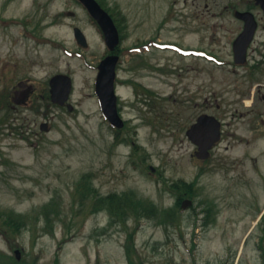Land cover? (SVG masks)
Wrapping results in <instances>:
<instances>
[{"label": "rangeland", "instance_id": "374dc122", "mask_svg": "<svg viewBox=\"0 0 264 264\" xmlns=\"http://www.w3.org/2000/svg\"><path fill=\"white\" fill-rule=\"evenodd\" d=\"M102 1L125 15L128 48L138 41L147 44L154 37L161 39L158 44L183 38L202 45V66L196 74L180 77L174 67L190 62L171 57L175 73L169 77L147 65L131 70L132 60L128 63L126 58L127 72L120 77L141 87L129 84L124 91L127 127L120 134L125 140L119 145L95 92L98 65L107 47L86 9L77 0H0V104L5 103L1 92L7 87L3 79L7 74L32 79L39 91L59 74L69 76L73 83L68 102L73 111L66 106L52 109L49 135H28L30 125L41 133L45 111L11 115L17 118V133L11 138L0 135V159L10 162L0 165V208L29 213L54 207L61 214L53 233H44L37 243H21L29 251L23 262L86 264L88 257L94 262L100 256L102 264H127L124 229L110 226L108 212L89 211L100 197L127 192L161 209L173 207L164 180L170 174L192 179L198 171L195 149L180 131L167 128L155 111H195L183 103L188 88L187 97L198 96L197 111L202 108L224 120L226 139L204 165L202 197L195 206L201 215L196 218L191 210L178 209L181 223L172 226L142 220L144 228L137 239L140 262L264 264V111H250L253 106L264 109V101L253 105L244 69L227 64L232 61L233 40L241 30L234 13L254 0ZM76 27L85 34L88 48L78 45ZM213 54L225 64L212 62L208 56ZM144 88L154 93L151 126ZM5 117L6 111H0V120ZM134 143L140 146L138 151ZM85 174L92 175L97 193L83 213L75 189ZM205 203H213L217 215L209 227L203 226ZM133 225L131 221L129 229ZM7 248L0 240V252L6 255Z\"/></svg>", "mask_w": 264, "mask_h": 264}, {"label": "flooded vegetation", "instance_id": "af4514ba", "mask_svg": "<svg viewBox=\"0 0 264 264\" xmlns=\"http://www.w3.org/2000/svg\"><path fill=\"white\" fill-rule=\"evenodd\" d=\"M98 3L111 15L115 14L113 8L110 6H105L102 4L100 0H97ZM83 6V5H82ZM88 12L87 8L83 6ZM243 11L254 12L257 18V29L254 34V38L252 42L249 44L245 54V63L243 66L239 68L244 69V79L247 83L248 92L252 97L253 105L256 101H264V11H262L260 6H257L255 0L253 3L249 1V4L245 7ZM89 14V12H88ZM90 15V14H89ZM114 16V15H113ZM91 17V15H90ZM92 19V17H91ZM240 23L241 30L237 37L243 32L245 27V22L241 20H237ZM126 31L125 33L123 31ZM128 28L127 25H124L121 32V44L117 51L115 52L120 57L119 69H118V81L117 87L121 91V95H119V111L121 116L124 118L125 110L127 109L126 97L124 95V91L129 85V81L126 80L125 77L121 76L120 73L124 74L127 72V65H125L126 58L129 61L132 60L133 66L131 70H135L137 68H143L146 65L151 68V71H158L160 73H164L165 76H171L173 68L172 59L181 58L183 61H189V64L182 65L181 67H174L178 76L182 77L183 75H189L194 72L195 74L198 72V69L202 66L204 51L201 48L202 45H197L193 43H187L183 38H173L169 39V41L160 43L161 40L159 38H151L150 41L146 44L143 41H138L137 44L132 48H128ZM261 33V35H259ZM237 37L233 40L232 43V61H228L227 64L236 66L235 62V51H234V42ZM185 42V44H180L179 40ZM143 42V43H141ZM164 44V45H163ZM199 47V49H197ZM146 49V50H144ZM153 50V52H152ZM149 55V58H146L145 54ZM156 51H160L163 55H158ZM111 53H107L108 56ZM131 54H134L130 57ZM211 58L212 62L218 64L221 63L218 54L208 56ZM237 67V66H236ZM126 76V75H125ZM195 76L191 75V79H195ZM2 79V78H1ZM7 87L5 86L4 91H2V97L5 98V103L0 104V111H6V117L3 118L0 125V135L6 136L8 135L11 138L15 133H17V118H12L11 115L17 114L20 111H45L44 114V122H41L39 127L41 133L35 132L31 130V125L28 126L29 130L32 132H28L29 136L38 137L40 135H49L51 133L50 126V111L54 108H58L59 106L54 103L51 93V79L47 83L45 87H43L42 91H39L38 88L34 85L35 82L32 79L25 78H15L12 77L11 74H7L5 77ZM139 89V86H137ZM191 92L188 91V88H185L183 92V103L185 105L193 106L195 111H182L181 113H177L175 111H155L159 118H164V125L167 128L173 129L174 132L180 131L182 137L187 140L190 144L193 145L195 149V155L197 153V149L199 148V144L195 142L193 135L191 133L192 128L198 123L200 117L204 115L214 116L218 120L222 122V132L220 142L215 146L212 150L211 154L223 143L225 138V122L220 119L218 116H215L212 113L202 111H197L196 109L200 106L198 104V96L195 97L190 96L187 97ZM171 98V96L169 97ZM149 99V111H150V126H151V90L148 94ZM158 99H161L158 97ZM169 101V99H165ZM250 111H264V109L258 107H252ZM127 122V121H125ZM43 123H47L46 131H42ZM3 127V128H2ZM136 132V131H134ZM123 133V130L119 132ZM24 138L23 135H21ZM30 139L29 137H26ZM172 138L176 139L175 134H172ZM198 141V138L196 139ZM136 146L137 144L134 143ZM139 146V145H138ZM140 147V146H139ZM2 148V147H1ZM229 149V146L226 147V150ZM212 156V155H211ZM208 160L203 161L196 157V163L198 167V171L192 179H187L185 177H176L173 174L167 176L164 180L165 182V191L168 193L174 200V204L172 208H180L183 207V204L186 201L193 202L188 209L192 212L196 213L198 209H196V205L200 204V199L202 197V185L201 178L204 174V165ZM6 159H0V165H8ZM151 169V167H150ZM152 170L156 169L152 167ZM1 175V172H0ZM50 210V212H49ZM49 210L44 213L42 210L30 211L29 213H22L16 209H2L0 208V240L6 242L8 244L6 255L0 252V257L4 256L3 260H7L6 263L3 261L2 264H38L37 261L26 260L23 262V257L28 258V250H26L21 243L23 241L28 242L29 244L37 243L40 239H42L45 235H49L53 233L55 224L58 220V212L53 208H49ZM131 221L134 223L133 229H129ZM128 221L129 225L128 229L122 227L126 232V240L129 241L131 236L133 235L135 243L136 252L132 253V259L136 264H141V258L139 253V247L137 245V239L139 233L142 232L144 225L141 222H137L136 220ZM151 221V220H150ZM44 233H46L44 235ZM104 234H106L104 232ZM103 234V235H104ZM102 235V232H101ZM264 241V239H263ZM147 245L143 247L146 248ZM151 247V246H150ZM149 248V247H148ZM264 251V248H261ZM18 251H20V255H18ZM100 256L95 258L93 262L91 257H88V262L86 264H102L99 262ZM127 264H131L126 253ZM59 263V262H58ZM144 264V263H143Z\"/></svg>", "mask_w": 264, "mask_h": 264}, {"label": "water", "instance_id": "95a60500", "mask_svg": "<svg viewBox=\"0 0 264 264\" xmlns=\"http://www.w3.org/2000/svg\"><path fill=\"white\" fill-rule=\"evenodd\" d=\"M95 18L103 31L106 44L110 51L114 52L120 44L119 31L110 17V15L102 9L96 0H80ZM257 5H261L264 10V0H256ZM236 17L245 21V28L241 35L234 43L235 59L238 65L245 63V54L247 47L252 42L255 31L257 29V21L253 13L240 12L236 13ZM75 37L78 44L83 48H88L87 38L81 29H75ZM119 56L112 54L103 59L98 67L99 72L96 79V94L99 98L103 115L112 126L122 129L125 126L123 119L118 111V95L116 92L117 66ZM72 92V80L66 75H57L51 80V93L54 103L64 106ZM72 111L73 107L68 106ZM47 124L42 129L46 130ZM191 133L197 144H199L198 158L206 160L210 157V151L219 142L221 134V123L214 117L205 115L199 119ZM198 138V141L196 140ZM192 202L186 201L183 205L187 209ZM20 254V252H18Z\"/></svg>", "mask_w": 264, "mask_h": 264}, {"label": "trees", "instance_id": "16d2710c", "mask_svg": "<svg viewBox=\"0 0 264 264\" xmlns=\"http://www.w3.org/2000/svg\"><path fill=\"white\" fill-rule=\"evenodd\" d=\"M122 21H125L123 17ZM120 19L116 18L118 27H121ZM118 140V139H117ZM119 141V140H118ZM92 175L85 174L81 177L76 185L75 194L80 198V212L85 213L84 208L87 206L91 195L97 193V189L92 185ZM96 201L89 213L93 214L97 210L107 211L111 215V224L124 223L134 218L138 221L141 219H155L160 225H175L181 223V218L175 209H161L153 202L144 201L134 195V193L117 194L112 193L107 196L106 200ZM103 204H102V203ZM100 203L102 206H100ZM204 224L208 226L217 220L216 210L214 204H206L204 207ZM61 216V214L59 215ZM127 252L130 254L132 248L128 245ZM134 264V263H132Z\"/></svg>", "mask_w": 264, "mask_h": 264}]
</instances>
